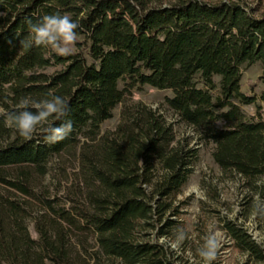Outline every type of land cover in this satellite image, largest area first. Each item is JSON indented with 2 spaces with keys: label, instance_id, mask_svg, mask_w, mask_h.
<instances>
[{
  "label": "trees",
  "instance_id": "trees-1",
  "mask_svg": "<svg viewBox=\"0 0 264 264\" xmlns=\"http://www.w3.org/2000/svg\"><path fill=\"white\" fill-rule=\"evenodd\" d=\"M57 13L79 24L68 56L28 46V21ZM253 61L264 84L261 0H0V264H191L190 256L199 258L210 234L196 232L195 243L188 238L182 206L189 196L177 198L197 146L176 138L156 109L131 101V90L169 88L163 103L192 129L195 143L209 142L219 169L239 176L245 203L253 195L264 203V119L241 107L256 96L240 89L239 65ZM53 95L68 102L65 117L48 121L58 127L71 120L73 131L63 141L49 145L40 134L25 140L6 126L22 98ZM257 97L264 103V89ZM117 103L118 120L101 130ZM61 154L72 158V168L62 167L48 190L42 183L47 162ZM211 211L229 240L211 264H225V245L243 253L244 263L264 261L263 207L256 215L260 241Z\"/></svg>",
  "mask_w": 264,
  "mask_h": 264
},
{
  "label": "rangeland",
  "instance_id": "rangeland-1",
  "mask_svg": "<svg viewBox=\"0 0 264 264\" xmlns=\"http://www.w3.org/2000/svg\"><path fill=\"white\" fill-rule=\"evenodd\" d=\"M251 4L253 1H250ZM261 6H264V0H261ZM240 68V89L254 94L256 99L247 104H242L241 107L246 114L258 113L261 118L264 119V103L258 99V93L264 89V84L257 80L256 77L260 72V64L258 61L251 63L242 62L239 65ZM218 75L214 74V79H217ZM252 84V86H251ZM215 91V89H214ZM171 95L169 88H156L151 85L143 84L139 87H134L131 90V101H140L148 106L156 109L162 114L164 119L172 124L176 138L186 137L190 145L197 146V157L192 164V170L188 175L185 183L180 187V191L177 194V198H185L186 203L182 206L184 210L182 216L184 218V224L186 230H188V238L193 243V235L201 232H208L210 236L214 237L217 241V248L221 243H229L227 236L220 229L215 219L210 215L212 213L211 208H216L220 213H224L227 216L233 218L236 222L240 223L244 229L251 234L256 240L263 239V232L260 222L262 219L257 220V209L263 207L262 214L264 215V203L257 201L255 195L253 199L245 203V195L247 189L241 185V181L237 174L231 175L229 172H223L212 161L210 156L211 144L209 142L195 143V137L193 136L192 129L183 122L176 119L175 115L168 109L163 103L164 95ZM120 104L117 103L111 109V116L105 118L100 123V129L112 128L118 120ZM72 158L67 154H61L60 156H54L47 162V171L42 177L43 185L48 190H53L57 184V177L59 176L62 167L66 170H70L72 167ZM62 184L63 181H61ZM214 194V195H213ZM214 196L219 200L216 201ZM28 230L32 236H36L33 230L32 223H28ZM158 240H162L161 237ZM170 245L175 246V243ZM223 249L225 264H251L244 263V254L232 248L229 245H225ZM197 247L199 244L197 243ZM190 256V254H189ZM191 264H203L202 258H193L190 256ZM44 264H51L45 261ZM260 264H264V261Z\"/></svg>",
  "mask_w": 264,
  "mask_h": 264
},
{
  "label": "clouds",
  "instance_id": "clouds-1",
  "mask_svg": "<svg viewBox=\"0 0 264 264\" xmlns=\"http://www.w3.org/2000/svg\"><path fill=\"white\" fill-rule=\"evenodd\" d=\"M28 23L31 35L29 47L32 45L48 47L60 56L72 54L78 39L79 24L69 15L59 13L45 15L37 23L33 24L31 21ZM17 108L16 113L7 116L5 123L7 127L14 128L25 140H31L34 135L40 134L44 143L50 145L63 141L73 131L71 120L58 127L48 123L49 118L61 120L67 115L68 102L60 96L53 95L50 99L40 101L22 98ZM29 108H34L35 111H30ZM216 248L217 241L209 236L199 252L203 264H211L216 258Z\"/></svg>",
  "mask_w": 264,
  "mask_h": 264
}]
</instances>
